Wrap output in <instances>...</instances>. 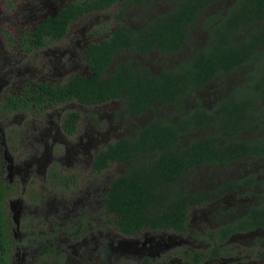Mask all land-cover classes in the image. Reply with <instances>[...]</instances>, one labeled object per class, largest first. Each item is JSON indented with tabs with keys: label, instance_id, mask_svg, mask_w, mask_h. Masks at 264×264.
<instances>
[{
	"label": "flooded vegetation",
	"instance_id": "af4514ba",
	"mask_svg": "<svg viewBox=\"0 0 264 264\" xmlns=\"http://www.w3.org/2000/svg\"><path fill=\"white\" fill-rule=\"evenodd\" d=\"M85 1L0 0V189L10 241L7 264H264V124L255 112L244 118L246 126L235 131L224 129L218 119L198 126L193 118V125L185 132L176 124L182 134L162 144L179 152L200 136L215 138L208 157L193 158L179 176L161 184L166 200L180 198L185 202L181 228L146 222L134 234L120 231L106 198L112 181L131 165L108 158L107 165L100 166L98 155L120 139L134 138L154 119L179 123L183 115H198V108L211 117L220 111L218 106L225 98H257L256 93L245 90L252 86L248 81H257L253 86L257 90L256 84L264 80L256 63L244 62L216 72L201 86L191 84L181 95L178 108L173 103L156 102L150 109L133 113L120 97L83 103L65 87L75 77L95 74L86 58L87 48L119 27L142 29L173 9L176 0L170 9L154 15L136 11L157 0H144L139 5L114 0L78 14L67 23L62 36L44 34L40 43L37 27L42 22L69 3L84 5ZM235 2L215 0L208 5L177 50L155 44L141 51L125 47L117 51L102 74H110L119 62H127L152 75L173 71L180 74L179 80H197L184 76L190 60L202 51L217 47L226 50L230 38L238 43L244 37L224 34L225 40L218 43L215 31L211 33L230 9L234 11ZM114 5L119 6V12L110 19L116 24L109 27L102 22L93 27L94 35L83 34V27L93 26L86 24L87 14L98 18ZM211 7L217 11L209 14L206 10ZM133 19L142 22L132 27ZM75 21L83 29L73 30ZM221 26L224 29L226 22ZM99 30L106 36L101 38ZM50 42L54 47L44 52L49 71L42 78L26 77V52L32 49L33 56L39 58L40 49ZM114 100L118 103L108 106ZM261 104L253 105L252 110ZM244 106L240 108L245 110ZM122 113L128 117L127 126ZM75 114L77 117L72 118ZM104 118L106 126L102 128ZM232 141L243 145L234 154L227 152L226 146ZM157 151L141 158L149 160ZM164 207L162 201H149L151 213Z\"/></svg>",
	"mask_w": 264,
	"mask_h": 264
},
{
	"label": "trees",
	"instance_id": "16d2710c",
	"mask_svg": "<svg viewBox=\"0 0 264 264\" xmlns=\"http://www.w3.org/2000/svg\"><path fill=\"white\" fill-rule=\"evenodd\" d=\"M112 1L114 0H86L84 5L67 4L54 17L48 18L37 27L40 43L43 42L44 34L53 35L55 38L62 36L67 23L78 14L93 7H105ZM128 1L138 5L144 3V0ZM214 1L176 0L173 9L150 21L151 23L147 22L148 24L142 29L132 30L122 26L108 38L91 44L87 48L86 58L95 74L90 78L78 76L71 79L65 87L68 94L77 96L83 103L101 102L120 97L126 102L131 112L141 113L143 110L150 109L156 102L173 103L178 108L181 95L191 87V84L201 86L216 72L234 69L240 63L254 61L263 78L264 0H236L233 6L234 11L230 9L227 16L223 18L224 20L215 26L216 29L213 28L211 33L215 31L218 43L225 40V35L242 34L244 37L238 43L230 38V46L226 50H223V47H217L218 50L213 48L202 51L195 56L194 60H190L185 66L184 76L197 80H179L180 74L173 71L162 74V76L152 75L144 68H132L127 62H119L110 74H102L117 51L125 47L141 51L155 44L162 49L177 50L187 40L191 24ZM223 22H226L224 29L221 26ZM241 28L247 31H241ZM261 62L263 64L260 66ZM253 82L255 84L257 81ZM248 83L252 86L245 90L249 93H256L257 98L248 97L242 100V97L239 98L241 101L225 98L218 106L220 111L211 117L209 113L206 114L205 109L198 108L195 110L198 115L189 117L183 115L179 123L168 119H154L142 127L134 138L120 139L98 154L100 166L107 165L108 158L128 162L131 165L126 173L112 181L106 198L107 207L116 214V223L120 231L134 234L146 222L164 224L174 228L182 227L185 202L180 198L166 200V189L161 188V184L163 181L170 183L179 176L193 158L208 157L214 150L210 143L215 138L200 136L194 139L196 142L192 140L193 145L183 147L179 152L168 150L162 144L173 142L179 134H182L176 124H180L182 131L185 132L193 125L195 121L192 120L193 118L196 119L198 126L208 124L210 121L213 123L215 119H218L224 129L235 131L246 126L244 118L249 117L247 115L253 111L254 115L255 113L259 115L260 123L264 124V80L259 83L260 85L256 84L257 90H254L251 80ZM241 92L244 93L243 90ZM59 98L63 99V97ZM260 102L263 105L261 104L256 111L252 110L251 107ZM241 105H245V110L240 108ZM179 110L182 111V108ZM71 117H77V115ZM226 146L227 152L234 154L239 148L241 150L243 145L232 141ZM158 148L159 151H157ZM149 151H157L156 156L149 160L142 159L141 155L148 156ZM150 200L162 201L165 207L151 213L148 209ZM5 227L6 219L0 189V264H7L8 261L6 250L10 241ZM86 264L107 263L89 261Z\"/></svg>",
	"mask_w": 264,
	"mask_h": 264
},
{
	"label": "rangeland",
	"instance_id": "374dc122",
	"mask_svg": "<svg viewBox=\"0 0 264 264\" xmlns=\"http://www.w3.org/2000/svg\"><path fill=\"white\" fill-rule=\"evenodd\" d=\"M225 2H226V0H223V4ZM173 3H174V0H169V1H167V0H157V2L154 3V5H147L144 8L137 9L136 12H141V13H145V14H148V15H154L156 13L164 12L165 10L170 9V7L173 5ZM213 11H217L215 7H213V8L211 7V8L206 10V12L209 13V14L215 13ZM117 12H119V6L118 5H114L113 7L109 8L108 10L102 11V15H99L98 18L96 16L94 17L93 14H87L86 15V19H85L86 24L87 25L93 24V26L92 27L89 26L88 28L87 27H83L84 28V30L82 31L83 34L86 35L89 32V33H92L94 35L95 28H93V27H95L96 24H101L102 22L103 23L107 22V25L109 27H111L112 25L116 24L117 22L113 21L110 18H114L113 14H116ZM131 12H133V11H131ZM103 15H107L109 17V20L106 21L105 19L107 17L103 16ZM94 18H97V20H94ZM78 22L79 21H75V23L73 24V26H72L73 30L82 28L81 25L80 26H76V24ZM141 22L142 21H136L135 19L131 20L132 27H137L138 25L141 24ZM99 32L101 33V35H99V36H102L101 38L106 36V34L103 33L104 31L99 30ZM53 44L54 43L50 42L46 47L41 48L40 52H39V58L35 57V55L33 56L32 49H29L28 52H26L27 56L24 57V61H25L24 67L27 70H29L25 74L26 77H28L29 75H32V76H35V77L38 76V77L42 78V75H44L46 72L49 71V68H47V65L45 63L47 55L44 52L50 47L53 48L54 47ZM43 65H46V67H43ZM116 103H118L117 100L111 101V102L108 103V106H110V105L115 106ZM119 109H120V112H123L121 110V106L119 107ZM115 111H118V108ZM120 117L122 118V120H126L128 118L126 116V113H122V115ZM115 120H116V118H115ZM102 121H103L102 122V124H103L102 128H104V126H106L105 125L106 124V122H105L106 119L104 118ZM125 122H126V124H124V126H127L128 121L126 120ZM111 124L115 125L116 121L111 123ZM112 168H117V167L116 166H112ZM63 189H64L63 186H60L58 188L59 191H62Z\"/></svg>",
	"mask_w": 264,
	"mask_h": 264
}]
</instances>
